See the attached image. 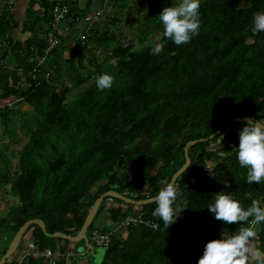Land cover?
Here are the masks:
<instances>
[{"label": "trees", "instance_id": "trees-1", "mask_svg": "<svg viewBox=\"0 0 264 264\" xmlns=\"http://www.w3.org/2000/svg\"><path fill=\"white\" fill-rule=\"evenodd\" d=\"M93 1L87 0L82 8L79 0H64L70 5L71 30L80 23L77 17L92 10ZM137 2L105 0L104 18L73 40L69 33L61 36L35 77L29 72L49 44L53 1L28 2L23 31L39 33L38 38L29 37L23 44L7 35L0 44V100L21 97L31 107L21 123L29 138L13 179L20 200L17 228L40 218L47 233L76 234L102 193L114 189L133 199L156 196L164 186L161 182H170L185 163V144L207 138L190 147L191 165L176 180L179 196L174 207H186L177 221L166 229L152 215L155 202L137 205L158 228L143 223L129 226L126 236L119 231L100 263L198 264L208 241L247 226L215 219L208 206L217 192H231L245 209L251 204L245 193H251L264 207V180L248 184V169L237 159L239 133L224 136L245 122L228 123L209 138L229 118L264 121V32L251 31L253 14L264 11V0H200L199 33L179 46L164 37L159 14L180 0ZM12 23V29L18 26ZM8 28L0 26L3 33ZM157 42L163 43V51L153 55ZM103 73L114 77L113 85L98 90L95 81ZM22 82L29 84L24 88ZM74 89L79 90L69 99ZM7 107L0 108L1 115L19 113ZM222 140L226 147H220ZM210 161L216 163L210 167ZM110 198L114 206L107 211L112 222L126 214L125 206H133L107 197L94 221ZM29 228L42 248L53 245L56 237L37 224ZM254 240L264 252V222L257 225ZM25 264L44 263L30 258Z\"/></svg>", "mask_w": 264, "mask_h": 264}, {"label": "clouds", "instance_id": "clouds-1", "mask_svg": "<svg viewBox=\"0 0 264 264\" xmlns=\"http://www.w3.org/2000/svg\"><path fill=\"white\" fill-rule=\"evenodd\" d=\"M199 8L200 0H180L178 4L164 7L159 14L164 37L171 39L178 46L189 43L192 37L199 33ZM100 10L105 15V10ZM252 25L253 34L264 32V11L253 14ZM163 47V43H155L151 54H160ZM113 81L112 75L103 73L96 78L95 83L98 90H104L111 88ZM237 159L241 167L248 169V184H259L264 180V121L246 119L245 125L239 131ZM161 183L164 186L154 197L157 206L152 215L159 217L167 229L177 221L179 214L186 207H174L179 196L175 179ZM225 184L231 187L227 181ZM245 196L251 200L246 209L231 192L216 193L215 202L208 206V210L215 214V219L226 224L246 223L247 226H241L231 236L225 237L221 234L219 239L208 241L198 264H251V261L264 264V252L251 246V241L257 236V225L264 222V207L261 206L260 200L252 198L251 193H245Z\"/></svg>", "mask_w": 264, "mask_h": 264}, {"label": "crops", "instance_id": "crops-1", "mask_svg": "<svg viewBox=\"0 0 264 264\" xmlns=\"http://www.w3.org/2000/svg\"><path fill=\"white\" fill-rule=\"evenodd\" d=\"M28 2L29 0H0V26L1 25H6L8 26L9 30L6 31V33H3L2 30L0 29V44L5 43L6 36L7 35H12L15 43L20 41L21 43H25L26 40L29 37L33 38H38L40 36L39 33H31V32H24V25L27 20V10H28ZM35 9L38 10L40 8L39 4H36L34 6ZM8 11V12H7ZM12 21L17 22L18 26L12 29ZM8 32V33H7ZM43 35V34H42ZM7 44V43H6ZM6 49V45L4 47V50ZM2 50V49H1ZM3 51V50H2ZM12 50L8 49V53L11 54ZM9 59V57L7 58ZM24 82L22 85L24 88L26 86ZM13 98V99H12ZM8 101H11L13 106L12 107H7V108H17L19 109V114L21 113V109L18 107L19 104L26 103L23 101L21 97H12ZM5 101V100H4ZM11 102H3L0 100V103L2 105H8V103ZM28 105V104H27ZM9 113V112H7ZM21 119L19 115H15L13 113L8 114V116H3L0 113V158L3 161L2 167H0V227L4 226L9 222L10 227L13 230V237L18 231L17 225H18V218H17V210L20 204L19 200V195L18 193L14 190L13 188V179L14 177L17 176L19 173L18 171V165L20 161V152L22 148L24 147L25 143L28 141L22 142V137H23V130H22V122L19 124H16V127L14 126V123L17 122V120ZM242 129L241 125H237L232 127L231 132H237ZM27 137L29 138V135L25 133ZM12 142H15L17 144H20L18 151L14 149L13 145L11 144ZM10 144L12 145V148L10 147ZM7 151H10L12 154V157L9 158L6 154ZM15 152L19 153V157L16 159L15 157ZM18 162V164H17ZM6 169L9 172H4L3 170ZM7 184H10V186L7 187ZM10 187V188H9ZM14 203V204H13ZM114 204L111 206H108L104 212H102L97 218V224L101 225L104 223V226L109 228L112 225V221L110 220V215L109 211L107 209H110ZM15 211L14 216L11 215V212ZM14 223V225H12ZM114 231L113 237L115 234H117L119 231H123V236H126V229L123 228H112ZM122 229V230H121ZM25 235V233H24ZM31 240L35 241L37 245L39 246L40 250L44 249H50V247L42 248L40 244L36 241L35 237L33 238L32 233L30 234ZM3 238V233L1 232L0 234V239ZM12 238V237H11ZM24 238V237H23ZM13 239V238H12ZM113 239V238H112ZM11 242V241H10ZM111 241H109L110 243ZM26 243V241H21V247ZM71 244H67V250L62 251L61 249H58L56 253H59V255L56 254V259H57V264L58 259H60V262L62 261V257L68 258L65 264H71L72 262H69V259L75 258L76 255H69V251H75L74 247L77 246L79 243H75L76 245L74 246L72 242L69 241ZM108 243V245H109ZM107 245V246H108ZM20 245L17 249H21ZM106 247V246H105ZM18 251V250H16ZM20 251V250H19ZM6 252V251H5ZM4 254V252H3ZM2 257V255H1ZM34 259H41L44 264H50L45 258H34ZM82 258H76L75 261L72 264H84L85 262L82 260ZM84 259V258H83ZM253 261H251V264ZM25 264V263H24ZM61 264V263H60Z\"/></svg>", "mask_w": 264, "mask_h": 264}, {"label": "built area", "instance_id": "built-area-1", "mask_svg": "<svg viewBox=\"0 0 264 264\" xmlns=\"http://www.w3.org/2000/svg\"><path fill=\"white\" fill-rule=\"evenodd\" d=\"M53 1L54 7V17L51 21V32L48 35L47 41L49 42L44 55H38L35 60L37 61L34 65L32 71L29 72L30 77H35L41 71L40 66L43 65L46 61V54L54 49L61 42V36H65L71 31V23L68 19V14L70 11V5L65 3L64 0H51ZM104 13L101 10H98L95 14L86 13L83 17H77V20L80 24L87 23V27L93 24L97 20H101L104 18ZM86 27V28H87ZM86 30V29H85ZM33 60V59H32ZM3 61L0 59V64ZM26 76L23 75L22 79ZM24 82L20 83V86L24 85ZM26 85L29 83L26 82ZM6 105H2L0 103V108L5 107ZM8 106H13L12 103H8ZM196 179L192 178L190 183H195ZM132 208L129 210L125 206L124 211L126 214L117 222V228L127 229L131 225L137 224H147L155 229L158 228V224L151 219L145 218L144 211L139 208V206L132 204ZM114 231L113 229H106L104 231H100L98 229H94L91 231L89 239L92 244L99 246H107L109 241L113 238ZM24 240V239H23ZM22 240V241H23ZM21 247V244H20ZM13 256H11L4 264H24L27 258H45L50 264H57L56 253L53 249H44L40 250L37 243L33 240H28L21 247V249H17ZM20 250V251H19ZM69 255H75L74 251H69Z\"/></svg>", "mask_w": 264, "mask_h": 264}, {"label": "rangeland", "instance_id": "rangeland-1", "mask_svg": "<svg viewBox=\"0 0 264 264\" xmlns=\"http://www.w3.org/2000/svg\"><path fill=\"white\" fill-rule=\"evenodd\" d=\"M86 1L87 0H79V5L83 8L84 6H85V4H86ZM95 1V2H94ZM93 2V5H92V10H90V11H88L87 13H91V14H95L98 10H100V9H106L107 8V5L105 4V0H94ZM127 2L129 3V4H134V5H138V2H137V0H127ZM102 3V7L100 6V4ZM96 22V21H95ZM86 25H87V23L85 22V23H83V24H79V25H77L76 27H72L73 29L69 32V38L71 39V40H73L74 39V37H76V36H81L82 35V31H84L85 29H86ZM123 26H124V24H122L121 26H120V28L118 29L119 30V34H122V28H123ZM133 34V32H131V34L129 35V37L131 36ZM120 36H122L123 37V35H120ZM128 37V38H129ZM99 53V51L97 52V54ZM69 54L70 53H66L65 55H66V57H68L69 56ZM89 84V82L87 83V85ZM79 89H74V90H72L71 91V93H70V96H69V99H72L73 97H74V94L78 91ZM18 107L21 109V113L22 114H19V113H17V115H19L20 116V118L21 119H19V120H17V122L16 123H14V124H19L20 122H22V120H23V116H29V113H28V110H30V106H28L26 103L24 104V103H22V104H19L18 105ZM16 115V114H15ZM231 128V127H230ZM231 132V130L229 129L227 132H225L224 133V136H226V135H228L229 133ZM237 133V132H236ZM238 133H239V131H238ZM23 135V137H22V142L21 143H23L24 141H26L27 139H28V137H27V135L25 134V133H23L22 134ZM201 139V138H200ZM199 139V140H200ZM222 139H223V137H222ZM226 140V139H225ZM225 140H222L221 142V144H220V147H226L225 146V144H224V141ZM200 141H203V140H200ZM20 143V144H21ZM12 145H13V147H14V149L15 150H17L18 151V148H19V146H20V144H17V143H15V142H12L11 143ZM10 144V147L12 148V145ZM211 144V143H210ZM209 148H214V143H212L210 146H209ZM222 151V150H221ZM220 151V152H221ZM6 154H7V156L9 157V158H11L12 157V154H11V152L10 151H7L6 152ZM224 154V150L221 152V154L220 155H223ZM15 157H16V159L19 157V153H16L15 152ZM18 160V159H17ZM216 162H212V161H210V162H208V166H210V167H212L214 164H215ZM17 164H18V162H17ZM2 165H3V161L1 160V158H0V167H2ZM4 172H9L8 170H6V169H4L3 170ZM0 186H1V183H0ZM8 186H10V184H7V187ZM10 188V187H9ZM14 204V203H13ZM112 204H114L113 203V200L110 198V199H107L106 201H105V208H104V210L102 211V212H104L105 211V209L108 207V206H111ZM14 213H15V211H12L11 212V215L12 216H14ZM12 225H14V223L12 224ZM91 228H95V229H98V230H100V231H104V230H106V229H108L106 226H104V223L103 224H101V225H98L97 224V220L96 221H94V223L92 224V226H91ZM91 228L90 229H88V231H87V234L90 236V233H91ZM32 231V229H28V231L25 233V235H24V241H28L29 239L31 240V237H30V234L32 233L31 232ZM1 232L3 233V238H1L0 239V258H2L1 257V255L3 256L4 254H5V251H6V249L8 248V245H9V243H10V241L12 240V238H13V230H12V228L10 227V224H9V222L7 223V224H5L4 226H1L0 227V234H1ZM12 237V238H11ZM33 238H34V236H33ZM255 238H257V236L255 237ZM47 241L49 242V243H52L51 241L52 240H49V239H47ZM82 243H79L78 244V247L76 248L75 247V250H77V252H78V255H76V257L75 258H71V259H69V262L71 261L72 263L75 261V259L76 258H82L81 259V261L83 260L85 263L84 264H100L102 261H103V259H104V255H105V251H106V247L105 246H99V245H95V244H92L93 245V249H90L89 250V247H88V245H85V243H84V241H81ZM89 242H90V240H89ZM69 243V242H68ZM66 241H62V239L61 238H57L56 237V239H54V243H53V245H49L50 246V248L51 249H53L55 252L58 250V249H61V247H62V245H67L68 244ZM90 244H91V242H90ZM251 246L254 248V249H256V250H259L260 251V249L258 248V242L256 241V240H252L251 241ZM3 252H4V254H3ZM262 252V251H261ZM30 258H32V257H30ZM30 258H27L26 260H25V263H27L28 262V260L30 259ZM84 258V259H83ZM68 260V258H65V257H62V263L60 262V259H58V263L60 264H65L66 263V261ZM71 263V264H72Z\"/></svg>", "mask_w": 264, "mask_h": 264}, {"label": "water", "instance_id": "water-1", "mask_svg": "<svg viewBox=\"0 0 264 264\" xmlns=\"http://www.w3.org/2000/svg\"><path fill=\"white\" fill-rule=\"evenodd\" d=\"M246 119H252L250 117H235V118H229L226 121H224L218 129L213 132V134L209 138H213L217 136L220 131L223 129L224 126H226L228 123H232L234 121H246ZM254 120V119H253ZM207 138H201L200 140H206ZM199 139H194L188 141L185 146V157L186 161L185 163L174 173L171 181L175 179V181L187 170V168L191 165V157L189 154L190 147L193 146L194 144L198 143L200 141ZM170 181V182H171ZM107 197H115L118 199H122L124 202L134 204V205H145L151 202H154V197H150L147 199H133L130 198L117 190L110 189L104 193H102L93 203V205L89 208L88 213L86 215L85 221L81 227V229L76 233V234H67L65 232L57 231L54 233H47L46 232V224L43 219L40 218H34L27 220L23 225L20 226L16 234L14 235L13 239L8 245V248L6 249L5 254L0 258V264H4L6 262V259L13 256L14 253L16 252L17 248L19 247L21 241L23 240L24 233L26 230L32 225V224H37L41 227V229L46 232L48 236L51 237H58V238H63L67 239L68 241L72 243H79L81 241H84L85 245H88L89 250L93 249V245L90 244L89 242V235L87 234V231L90 227V225L93 223L95 217L98 214V211L104 202V199ZM117 227V222H114L109 228H116Z\"/></svg>", "mask_w": 264, "mask_h": 264}, {"label": "flooded vegetation", "instance_id": "flooded-vegetation-1", "mask_svg": "<svg viewBox=\"0 0 264 264\" xmlns=\"http://www.w3.org/2000/svg\"><path fill=\"white\" fill-rule=\"evenodd\" d=\"M89 240H90V239H89ZM91 244H92V243H91ZM73 245L75 246L76 244H73ZM75 247H76V246H75ZM75 247H74V248H75ZM76 248H77V247H76ZM73 250H75V249H73ZM74 252L76 253L75 255H78L77 250H75Z\"/></svg>", "mask_w": 264, "mask_h": 264}, {"label": "bare ground", "instance_id": "bare-ground-1", "mask_svg": "<svg viewBox=\"0 0 264 264\" xmlns=\"http://www.w3.org/2000/svg\"><path fill=\"white\" fill-rule=\"evenodd\" d=\"M9 258H10V257H9ZM9 258H7L6 261H7Z\"/></svg>", "mask_w": 264, "mask_h": 264}]
</instances>
